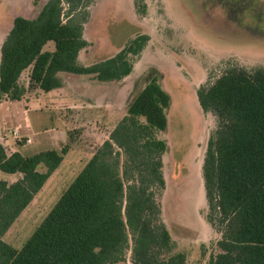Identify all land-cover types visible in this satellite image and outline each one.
Returning a JSON list of instances; mask_svg holds the SVG:
<instances>
[{
	"label": "trees",
	"instance_id": "trees-1",
	"mask_svg": "<svg viewBox=\"0 0 264 264\" xmlns=\"http://www.w3.org/2000/svg\"><path fill=\"white\" fill-rule=\"evenodd\" d=\"M92 0H46L35 18L16 17L0 47V99L20 100L22 73L29 87H62L60 73L121 81L149 42L140 34L114 56L83 66L79 53ZM139 14L144 13L143 9ZM52 42V51L44 50ZM198 105L217 119L202 163L206 222L217 235L207 264H264V68L227 62L196 90ZM169 95L152 78L131 102L108 139L16 250L2 237L60 165L67 148L29 157L7 155L0 144V170L20 173L0 181V264H186L158 200L165 188L157 133L167 128ZM45 167L44 172L37 170Z\"/></svg>",
	"mask_w": 264,
	"mask_h": 264
},
{
	"label": "rangeland",
	"instance_id": "rangeland-1",
	"mask_svg": "<svg viewBox=\"0 0 264 264\" xmlns=\"http://www.w3.org/2000/svg\"><path fill=\"white\" fill-rule=\"evenodd\" d=\"M45 3L0 0V46L16 17L35 18ZM143 6L142 15L138 11ZM140 34L148 35L149 42L135 57L129 76L109 84L97 80L98 85L84 87L82 100L72 99L78 100L77 115L67 108L69 98L67 104H59L54 119L71 121L68 140L60 143V150L77 143L84 154L74 161L83 163L108 139V133L126 115L141 90L156 78L170 97L165 111L167 128L157 133L166 144L162 156L165 188L158 198L162 220L174 242L172 253H183L189 264H207L210 254L218 252V237L206 222L202 163L217 119L201 110L196 90L219 75L227 62L247 69L259 67H247L234 57H214L211 53L223 52L228 41L264 43V0H92L83 31L88 42L82 53L84 65L114 56ZM53 48L52 42L45 46L46 51ZM29 73L24 72L21 85L26 86ZM95 99L99 100L92 102ZM91 104L97 109L89 113ZM71 168L63 169L62 179L53 181L52 188L70 183L74 174ZM52 188L47 189L49 195L58 193V188ZM49 197L35 203L5 236L6 242L17 248L24 243L58 198ZM126 260L130 264L129 253Z\"/></svg>",
	"mask_w": 264,
	"mask_h": 264
},
{
	"label": "crops",
	"instance_id": "crops-1",
	"mask_svg": "<svg viewBox=\"0 0 264 264\" xmlns=\"http://www.w3.org/2000/svg\"><path fill=\"white\" fill-rule=\"evenodd\" d=\"M224 47L225 48H223V52H213L211 53V55H215L217 57L224 54L223 58L234 57L240 62V64H243L247 67H253L257 65L259 67H264V43L228 41L227 43H225ZM83 52L84 50L79 53L78 62L83 66H88L84 65L82 59ZM27 70H31V68H28ZM24 72L22 73V75L24 74ZM59 77L62 80L61 88L49 92H43L35 87L32 89L34 90V92L31 93L32 90L29 89L30 87L28 76L27 84L26 86H24L26 88V92L20 100L10 101L6 97H2L0 99V144L4 147L7 155H10L12 153H19L23 157H29L47 150H55L59 152L61 148L60 143L65 144V142L68 140L67 133L70 130L71 121H66L58 117L57 121L54 119V117L56 116L55 112L59 110V104L66 103L68 101L67 98H69L67 108L68 110H70V114H73V116L75 114L77 115L78 100L73 101L72 99L79 98L80 100H82V97L80 96L82 89L86 86L98 85V81L93 75L60 73ZM114 82L117 81L106 83L109 84ZM98 100L99 99H95L92 100V102H97ZM90 107L91 108H87V112L89 113L97 109L93 104H91ZM110 111H112V109H110ZM78 148L79 147H77V143L70 145L66 153L63 155V159L60 165L49 176L42 188L36 193V195H34L32 201L21 212L19 217L14 221L12 226L2 237V240L6 244L10 245L16 250L21 249V247L25 244V242L29 239V237L40 224L34 229L31 235L19 248L15 247L13 244L6 242L5 236L15 226V224L19 222L34 205H36L35 203L39 202L41 197H44L43 201H45L46 199L50 198L49 196H58L55 202L50 205L51 207L49 206L51 210L62 194L59 192H61V190L63 192L75 179L78 173L83 169V167L91 157H89L83 163L80 162L81 160L75 162V158H81V154H84L82 152L83 149L81 150ZM67 166H71L73 168L70 173L74 172L71 181H69L70 183L66 182L64 183V185H62V183L59 187L55 186L52 188V185L55 184V182L53 183V181L62 179L59 178L60 174ZM75 169L76 172L74 171ZM37 170L39 172H44L45 167L43 165H40L38 166ZM21 178L22 174L20 173L8 174L0 170V181H5L9 185L17 182ZM48 187H51L52 190H56L58 188V193H51L49 195V193H47ZM47 212L46 215L49 213ZM46 215L44 216V218L46 217ZM186 264H189L187 259Z\"/></svg>",
	"mask_w": 264,
	"mask_h": 264
}]
</instances>
